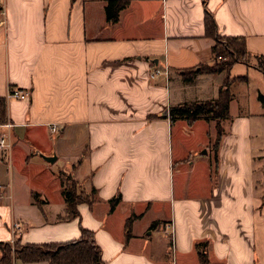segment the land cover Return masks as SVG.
<instances>
[{"label":"crops","instance_id":"crops-1","mask_svg":"<svg viewBox=\"0 0 264 264\" xmlns=\"http://www.w3.org/2000/svg\"><path fill=\"white\" fill-rule=\"evenodd\" d=\"M107 2L0 0V96L12 122L0 125L11 144L0 148V240L69 241L85 227L106 264H202L203 249L208 264H264V0H128L114 22ZM207 11L220 35L246 37L250 63L187 80L216 60ZM227 77L231 117L215 147V119L172 121L169 108L216 98ZM198 125L207 151L196 155L183 136ZM62 172L96 189L78 217L67 218Z\"/></svg>","mask_w":264,"mask_h":264},{"label":"trees","instance_id":"trees-1","mask_svg":"<svg viewBox=\"0 0 264 264\" xmlns=\"http://www.w3.org/2000/svg\"><path fill=\"white\" fill-rule=\"evenodd\" d=\"M106 11L107 19L109 21H117L120 17V11L128 4V0H107ZM205 23L207 33L212 34L216 38V44L213 46V53H215V62L211 65H201L193 74H186L185 79L190 80L194 78L197 73H211L226 71L235 62L243 61L250 63L252 54L246 48V37L239 36H222L217 32V23L210 11L206 12ZM258 59L257 66L264 70V55L256 54ZM242 78V77H241ZM243 78H246L244 75ZM233 79L227 77L225 83L220 87L219 94L216 98L211 100H197L192 102H183V104L173 105L169 108L170 118L172 121L185 118L189 123L194 122L198 118H205L207 120H216L217 134L214 139L215 147L220 143V138L223 135L225 128L223 121L231 117L229 106L233 98L231 85ZM263 95H261L262 97ZM6 97L0 96V125L6 123ZM216 161L218 160L217 154ZM217 173L216 166L213 170V176ZM63 193L65 201L68 205V219L80 216L78 209L79 203L87 201L91 204L92 197L96 193L94 189L90 194L86 193L80 188L77 181L70 173L62 172ZM64 176L67 177L64 179ZM121 199V194H117L110 200L111 210L117 205ZM134 215L128 218L126 222V230L130 235V228ZM82 236L80 238L71 239L69 241H55V242H23L21 237L17 238L18 246H15L14 254L11 250L12 243L9 241L0 240V248L3 253L0 254V264H14L16 258L23 261H41V259L48 260L49 264H106L102 256V248L95 240L94 231L83 228ZM199 246V245H198ZM200 260L202 264H208L206 251H200Z\"/></svg>","mask_w":264,"mask_h":264},{"label":"built area","instance_id":"built-area-1","mask_svg":"<svg viewBox=\"0 0 264 264\" xmlns=\"http://www.w3.org/2000/svg\"><path fill=\"white\" fill-rule=\"evenodd\" d=\"M4 21H5L4 11H3V9H0V24H3ZM156 72H159V70L157 69ZM29 94H30V91H28V90H25L22 88L18 89L15 87H11L8 95L13 96V97H17V98H26L29 96ZM11 125H12V122L10 120H7L6 123L1 124V126H6V127L11 126ZM51 129L53 131L57 130L58 129L57 124H55V123L51 124ZM10 145L11 144L8 140V136L5 133H1L0 134V148L7 151V150L11 149ZM20 227H21L20 223H15L14 228H13L14 233L16 230H19Z\"/></svg>","mask_w":264,"mask_h":264},{"label":"rangeland","instance_id":"rangeland-1","mask_svg":"<svg viewBox=\"0 0 264 264\" xmlns=\"http://www.w3.org/2000/svg\"><path fill=\"white\" fill-rule=\"evenodd\" d=\"M259 61H258V59L256 58V63H258ZM263 94V93H262ZM259 95V94H258ZM263 102H264V94H263V96L261 97L260 95L258 96ZM253 99L255 98V97H252ZM257 98V97H256ZM252 101V100H251ZM200 125H202V124H200ZM200 125H198V130H197V133L196 134H194V135H191V136H189V137H185V135L183 136V139H184V141H183V148H189V147H194V148H196V151H195V153L194 154H196V155H199V153H200V151H203V149L205 148V147H202V148H199L200 146H198L199 145V140H201L202 138H205L206 136H205V133L202 131V126H200ZM204 153V152H203ZM206 155V154H205ZM204 155V156H205ZM206 161H207V158H206V156L204 157V159L200 162V164L202 165L201 167H203L204 165H206ZM64 179H66V181H67V177L66 176H64ZM19 231H15V234H16V236H17V233H18ZM17 238H18V236L17 237H15V239L13 240V241H11V243H12V248H11V250L13 251V253L12 254H14V249H15V246L17 245L18 246V243H17ZM1 253H3V251L1 250V248H0V254Z\"/></svg>","mask_w":264,"mask_h":264},{"label":"water","instance_id":"water-1","mask_svg":"<svg viewBox=\"0 0 264 264\" xmlns=\"http://www.w3.org/2000/svg\"><path fill=\"white\" fill-rule=\"evenodd\" d=\"M203 151L206 152L207 149L205 148ZM44 157H45L46 159H48V160H52V159H53V157H49V156H45V155H44Z\"/></svg>","mask_w":264,"mask_h":264}]
</instances>
